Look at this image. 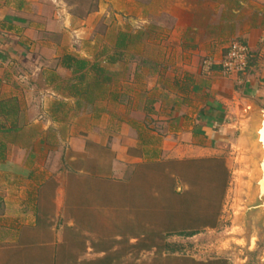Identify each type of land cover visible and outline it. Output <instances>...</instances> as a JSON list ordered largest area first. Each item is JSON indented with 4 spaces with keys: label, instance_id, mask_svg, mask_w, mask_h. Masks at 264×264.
<instances>
[{
    "label": "rangeland",
    "instance_id": "1",
    "mask_svg": "<svg viewBox=\"0 0 264 264\" xmlns=\"http://www.w3.org/2000/svg\"><path fill=\"white\" fill-rule=\"evenodd\" d=\"M58 3L79 26L102 1ZM136 8L104 12L83 41L94 60L113 54L119 32L129 33L128 47L111 67L110 91L120 93V101L99 97L79 107L104 109L121 136L130 130L156 146L166 138L182 144L181 152L131 158L153 147L142 145L122 160L119 149L116 155L94 144L75 157L65 151L53 164L66 191L41 193L38 220L21 227L18 239L0 243V264H264L257 120L246 109H201L221 74L242 73L222 64L233 42L249 47L245 32L264 18V0H153L147 11ZM187 83L189 93L182 88ZM204 111L215 121L223 113L225 126L215 144L207 140L211 147L188 150L189 140L177 134L185 130L179 121L201 122ZM152 129L158 134L151 139ZM183 230L196 234L180 235Z\"/></svg>",
    "mask_w": 264,
    "mask_h": 264
},
{
    "label": "crops",
    "instance_id": "2",
    "mask_svg": "<svg viewBox=\"0 0 264 264\" xmlns=\"http://www.w3.org/2000/svg\"><path fill=\"white\" fill-rule=\"evenodd\" d=\"M58 1L0 0V243L18 239L21 227L36 223L41 193L49 187L59 195L66 191L64 176L53 164L61 162L65 151L75 157L94 144L116 155L119 149V157L126 160L130 148L152 145L146 148L147 154L131 155L142 160L144 156L160 159L165 153L176 156L183 147L166 138L156 146L142 136H130L128 129L130 134H117L108 112L80 109L66 88L73 72L63 65V57L72 54L92 59L83 41L90 39L94 23L104 12H131L137 5L147 11L153 0H101L98 10L82 19L79 26L64 16ZM175 8L173 4L172 11ZM244 38L254 53L249 68L240 74H221L214 95L201 109H246L257 120L252 109L264 107V18L250 26ZM202 43L206 49L207 44ZM218 69L222 68L214 70ZM190 90L189 86L187 93ZM212 114L204 111L207 118L201 122L181 117L185 130L177 134L189 140L188 150L215 144L218 128L225 125L223 113L219 112V121ZM152 132L151 139L158 134L154 129Z\"/></svg>",
    "mask_w": 264,
    "mask_h": 264
},
{
    "label": "trees",
    "instance_id": "3",
    "mask_svg": "<svg viewBox=\"0 0 264 264\" xmlns=\"http://www.w3.org/2000/svg\"><path fill=\"white\" fill-rule=\"evenodd\" d=\"M130 39L129 33L125 31L119 32L113 54H104L105 56L102 58L91 60L72 54H66L63 57V65L73 72V77L67 85V90L77 100L78 106H84L86 104L93 105L97 98L100 99L99 97L102 99L109 98L112 101H120V93L110 91V85L115 76V72L111 67L118 61L119 54L128 47L131 41ZM252 61L253 58L250 59L249 66ZM212 68L217 69L222 68V66L213 65ZM189 86L187 83L182 88L188 90ZM96 92L99 93L97 94ZM150 102H154V100ZM149 109L153 110V107ZM179 234L192 236L196 234V230H183Z\"/></svg>",
    "mask_w": 264,
    "mask_h": 264
},
{
    "label": "built area",
    "instance_id": "4",
    "mask_svg": "<svg viewBox=\"0 0 264 264\" xmlns=\"http://www.w3.org/2000/svg\"><path fill=\"white\" fill-rule=\"evenodd\" d=\"M251 51L243 43L233 42L228 48L227 57L223 61V68L232 72H244L249 66Z\"/></svg>",
    "mask_w": 264,
    "mask_h": 264
},
{
    "label": "water",
    "instance_id": "5",
    "mask_svg": "<svg viewBox=\"0 0 264 264\" xmlns=\"http://www.w3.org/2000/svg\"><path fill=\"white\" fill-rule=\"evenodd\" d=\"M257 109H252L257 115L256 121V138L259 148L261 149V157L259 159V167H260V176L257 181V185L259 188V197L263 199V207H264V107L256 106Z\"/></svg>",
    "mask_w": 264,
    "mask_h": 264
}]
</instances>
